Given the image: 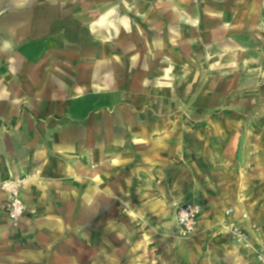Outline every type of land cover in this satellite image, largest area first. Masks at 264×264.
<instances>
[{
	"label": "crops",
	"instance_id": "crops-1",
	"mask_svg": "<svg viewBox=\"0 0 264 264\" xmlns=\"http://www.w3.org/2000/svg\"><path fill=\"white\" fill-rule=\"evenodd\" d=\"M263 8L264 0H0V185L24 178L26 205L14 227L0 187V264H252L253 251L219 225L246 229L258 245L241 213L254 202L251 187L264 188V155L257 177L233 171L235 138L190 139L167 109L134 99L152 80L169 85L192 52L196 61L240 49L261 31ZM205 161L224 170L219 185L229 179L235 215L199 182ZM184 202L202 207L189 241L169 234Z\"/></svg>",
	"mask_w": 264,
	"mask_h": 264
},
{
	"label": "rangeland",
	"instance_id": "rangeland-1",
	"mask_svg": "<svg viewBox=\"0 0 264 264\" xmlns=\"http://www.w3.org/2000/svg\"><path fill=\"white\" fill-rule=\"evenodd\" d=\"M260 23L262 29L259 34L245 38L247 40L241 42L243 45L240 49L207 51L204 58L202 55L198 56V53L195 57L198 61L193 59L192 52L189 62L183 59V66L175 68L174 78L169 85L165 86V82L152 80L145 86L146 92L141 93L142 97L134 99L140 108H156L159 113L167 109L168 113H171L168 115V122L186 126L191 133L190 139L193 138L192 133H198L209 141L212 140V144L220 139L224 145L225 140L235 138L234 154L239 163H236L232 170L242 171L250 177H257L256 161L261 154L264 155V8ZM164 117L158 115L159 121ZM181 132L182 129H179L175 133ZM205 149H211L212 152L216 150L207 146ZM225 150L224 148L223 152ZM195 161L196 158L192 157L189 162L192 165ZM173 164L181 166L182 161L175 158ZM197 165L206 174V181L204 179L199 182L206 185L209 198L220 202L221 213L223 211L226 216L235 215L236 209L229 202L231 196L229 189H226L229 179L222 180L223 183L219 185V176H224V170H214L213 165L206 161L203 165L197 162ZM172 178L165 179L167 184L172 185ZM251 181L257 182L255 179ZM190 183L184 191H192L195 182L191 179ZM257 186L251 187L257 194H254L253 204L250 202L245 205L246 211L241 213V219L252 221V231L259 232L260 236L258 245L251 237L250 241L255 248H260L264 247V188ZM229 210H232V215H227ZM244 214L247 215L245 219ZM141 222L145 224L144 220ZM228 223L230 222L219 225V228L223 233L226 232L237 246L243 247L226 231L225 226ZM169 234L189 241L195 238L197 233L184 235L178 226H175ZM196 244V255L201 262L206 261L209 255L207 243L201 240Z\"/></svg>",
	"mask_w": 264,
	"mask_h": 264
},
{
	"label": "built area",
	"instance_id": "built-area-1",
	"mask_svg": "<svg viewBox=\"0 0 264 264\" xmlns=\"http://www.w3.org/2000/svg\"><path fill=\"white\" fill-rule=\"evenodd\" d=\"M24 181V178H9L0 185L1 189L7 194V214L14 227L18 226L26 211V205L21 198V189ZM201 214L202 207L200 204L195 202L179 204L176 209V218L180 232L184 235L197 233ZM227 215H232V210H229ZM246 217L247 215L244 214L243 218L245 219ZM225 228L239 245L250 248L253 251L254 261L252 264H264V247L255 248L252 245L249 231L234 223L226 224Z\"/></svg>",
	"mask_w": 264,
	"mask_h": 264
}]
</instances>
